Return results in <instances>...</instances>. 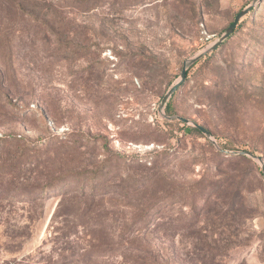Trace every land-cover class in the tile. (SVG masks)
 Returning a JSON list of instances; mask_svg holds the SVG:
<instances>
[{"label":"rangeland","instance_id":"rangeland-1","mask_svg":"<svg viewBox=\"0 0 264 264\" xmlns=\"http://www.w3.org/2000/svg\"><path fill=\"white\" fill-rule=\"evenodd\" d=\"M253 1L0 0V264H264Z\"/></svg>","mask_w":264,"mask_h":264},{"label":"water","instance_id":"water-1","mask_svg":"<svg viewBox=\"0 0 264 264\" xmlns=\"http://www.w3.org/2000/svg\"><path fill=\"white\" fill-rule=\"evenodd\" d=\"M258 1H261V0H254L252 4L248 5L247 7L237 12L232 22L225 28L223 33L216 40H214L207 48H205L204 50L197 53L195 56L183 62V66H182L181 73L179 75L178 80L174 84H172V86L167 90V92L164 94V96L161 99V102L159 104L160 111L164 109L168 100L170 99L172 94L175 92V90L185 82L187 69L192 64L196 63L198 60L204 57L206 54L214 51L217 47H219L233 33L240 19L243 16H245L247 13H249L254 8L256 2ZM165 116L168 119L172 118V116H168V115H165ZM175 117L185 124H192L199 131H201L207 138L211 139L213 143H216L215 140L212 138L210 131L206 129L204 126L198 124L197 122H193L186 117H182V116H175ZM221 151L226 154L243 155V156H249L251 158L257 159L261 164L262 171L264 172V164H263V160L261 156H256L255 154L247 150L236 151V150L221 149Z\"/></svg>","mask_w":264,"mask_h":264},{"label":"trees","instance_id":"trees-1","mask_svg":"<svg viewBox=\"0 0 264 264\" xmlns=\"http://www.w3.org/2000/svg\"><path fill=\"white\" fill-rule=\"evenodd\" d=\"M252 10H253V9H252ZM252 10H251V11H252ZM251 11H250V12H251ZM233 32H234V31H233ZM232 34H233V33H232ZM217 48H218V47H217ZM217 48H216V49H217ZM198 61H199V60H198ZM198 61H197V62H198ZM197 62H196V63H197ZM196 63H194V64H196ZM194 64H193L192 66H194ZM186 78H187V72H186ZM166 109H170V107L167 105V106H166ZM192 129L196 130L195 128H192ZM144 261H145L144 263L146 264V262H147L148 260H145V259H144Z\"/></svg>","mask_w":264,"mask_h":264}]
</instances>
